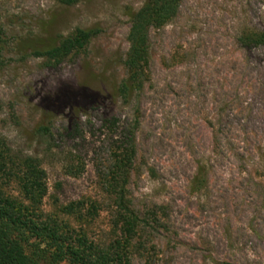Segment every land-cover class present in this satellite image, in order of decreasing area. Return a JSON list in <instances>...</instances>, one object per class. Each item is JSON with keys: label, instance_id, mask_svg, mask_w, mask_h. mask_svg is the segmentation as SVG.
Listing matches in <instances>:
<instances>
[{"label": "rangeland", "instance_id": "obj_1", "mask_svg": "<svg viewBox=\"0 0 264 264\" xmlns=\"http://www.w3.org/2000/svg\"><path fill=\"white\" fill-rule=\"evenodd\" d=\"M146 1L0 0V138L38 159L46 209L85 200L89 237L107 241L115 141L132 131L125 197L148 226L130 264H264V47L237 43L264 32V0H181L149 31L143 89L124 102L130 18ZM76 28L97 32L85 54L57 66L32 56ZM60 92L100 106L57 114Z\"/></svg>", "mask_w": 264, "mask_h": 264}, {"label": "trees", "instance_id": "obj_2", "mask_svg": "<svg viewBox=\"0 0 264 264\" xmlns=\"http://www.w3.org/2000/svg\"><path fill=\"white\" fill-rule=\"evenodd\" d=\"M181 0H147L130 18L123 68L125 78L116 92L126 102L138 94L145 82L148 64L149 31L169 24L176 16ZM71 6L76 0H57ZM97 32L76 28L49 48L31 51L36 59L57 66L65 58L86 53ZM3 29L0 24V67L3 51ZM241 48L264 47V32L245 31L238 38ZM51 105L57 114L71 108L81 113L100 106L96 97L85 92L58 93ZM44 127L36 133L43 134ZM111 172L106 181L112 202V237L107 241L90 238L86 226L96 209L85 200L59 204L53 201L46 209L45 172L35 157L13 152L0 138V264H130L134 249L141 248L145 220L131 209L125 197V185L135 155L132 131L115 141Z\"/></svg>", "mask_w": 264, "mask_h": 264}]
</instances>
